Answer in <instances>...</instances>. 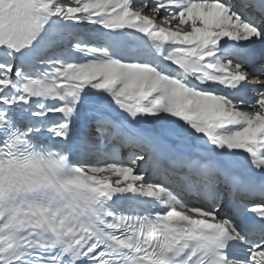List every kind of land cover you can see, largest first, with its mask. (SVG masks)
<instances>
[{
    "label": "snow or ice",
    "instance_id": "snow-or-ice-1",
    "mask_svg": "<svg viewBox=\"0 0 264 264\" xmlns=\"http://www.w3.org/2000/svg\"><path fill=\"white\" fill-rule=\"evenodd\" d=\"M0 264H264V0H0Z\"/></svg>",
    "mask_w": 264,
    "mask_h": 264
}]
</instances>
